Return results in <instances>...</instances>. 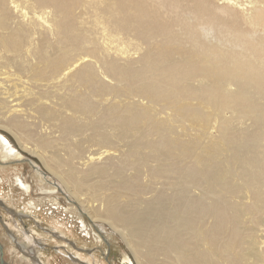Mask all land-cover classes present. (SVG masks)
<instances>
[{"label":"bare ground","instance_id":"bare-ground-1","mask_svg":"<svg viewBox=\"0 0 264 264\" xmlns=\"http://www.w3.org/2000/svg\"><path fill=\"white\" fill-rule=\"evenodd\" d=\"M0 60V126L60 181L45 194L138 264H264V0H0Z\"/></svg>","mask_w":264,"mask_h":264},{"label":"rangeland","instance_id":"rangeland-1","mask_svg":"<svg viewBox=\"0 0 264 264\" xmlns=\"http://www.w3.org/2000/svg\"><path fill=\"white\" fill-rule=\"evenodd\" d=\"M22 76L27 80L26 74ZM31 84L32 88L36 87L34 82ZM44 90L45 93L51 91L54 98H43L42 101L56 108H59V98L69 92L63 85H51ZM29 109L24 114L28 117L24 118L35 116L33 121L40 130L45 128V124H50L41 121ZM0 134L8 137L11 145L23 155L19 162H0V245L7 264H129L124 262L125 257L138 264L120 234L109 224L92 221L82 213L80 201L64 192L62 185L63 192L58 188L57 193L45 194L47 190L55 189L56 185L51 182L60 181L38 155L24 149L10 129L0 126ZM84 144L85 154L99 151L96 145ZM1 146L6 147L4 141ZM58 147L62 155L67 156L64 144L60 143ZM23 185L30 186L31 190L26 193L21 187ZM29 202L37 205L32 207ZM81 220L89 234L82 228ZM95 233L102 237L101 242Z\"/></svg>","mask_w":264,"mask_h":264},{"label":"water","instance_id":"water-1","mask_svg":"<svg viewBox=\"0 0 264 264\" xmlns=\"http://www.w3.org/2000/svg\"><path fill=\"white\" fill-rule=\"evenodd\" d=\"M0 263L7 264L6 261L4 260V250L1 245H0Z\"/></svg>","mask_w":264,"mask_h":264},{"label":"flooded vegetation","instance_id":"flooded-vegetation-1","mask_svg":"<svg viewBox=\"0 0 264 264\" xmlns=\"http://www.w3.org/2000/svg\"><path fill=\"white\" fill-rule=\"evenodd\" d=\"M84 264V263H83Z\"/></svg>","mask_w":264,"mask_h":264}]
</instances>
